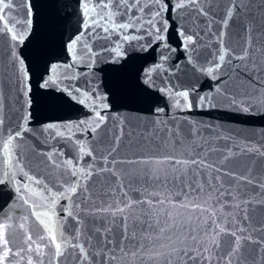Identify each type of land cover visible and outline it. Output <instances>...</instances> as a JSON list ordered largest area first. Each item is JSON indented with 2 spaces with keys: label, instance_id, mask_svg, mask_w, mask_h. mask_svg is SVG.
<instances>
[{
  "label": "snow or ice",
  "instance_id": "snow-or-ice-1",
  "mask_svg": "<svg viewBox=\"0 0 264 264\" xmlns=\"http://www.w3.org/2000/svg\"><path fill=\"white\" fill-rule=\"evenodd\" d=\"M49 7L56 10L50 23L52 31L61 30L63 59L53 58L39 3L0 0V185H11L15 200L30 213L13 218L6 202L0 208V264H246L241 251L245 241L260 245L253 252L264 251V238L253 240L236 216L225 224L217 213L224 206L220 196L236 200L232 181L264 190V182L252 176L254 160L245 166L248 175L227 168L239 155L264 157V145H235L233 151L228 145L217 148L198 140V129L183 128L171 109L214 106L211 94L200 95L191 81L178 88L168 83L158 86L153 79L176 51L175 43L186 54L193 75L220 80L227 64L238 77L264 85V0H75L74 4L49 0ZM97 40L102 43L94 47ZM213 45L212 52L199 51ZM144 52L153 59L159 53L161 63L140 69L134 77L135 91L120 79L108 78L109 73H123L134 61L145 59L139 55ZM193 53L202 60L199 65ZM81 67L87 71H74ZM81 77L84 86L72 83ZM65 81L69 83L64 85ZM126 89L134 103L145 106L128 109L138 113L136 124L113 111L118 94ZM215 91L227 98L226 90L217 86ZM156 93L170 104L161 106ZM6 99L13 114L5 129ZM76 105L87 107L91 115L41 125V134L72 142L75 152L66 159L62 150L33 152L42 157L37 168L57 173L54 177L48 173L49 182L55 180L49 187L44 178L25 171L29 158L21 146L35 136L29 125L37 108L58 112ZM231 105L244 113L257 112L264 109V99L237 104L233 97ZM73 129L82 137L91 133L92 140L73 142ZM126 136L125 148L134 151L131 157L118 159ZM117 165H142L143 175L135 180L142 187L133 188L129 181L126 189L122 174L128 169ZM257 170L264 177V161ZM18 174L22 180H17ZM223 177L230 180L227 191H221ZM130 191L140 194L133 199ZM61 200L69 203L59 204ZM251 203L247 199L227 207L248 220ZM258 203L264 205V199ZM57 206L64 216H59ZM257 230L264 232V223Z\"/></svg>",
  "mask_w": 264,
  "mask_h": 264
},
{
  "label": "water",
  "instance_id": "water-1",
  "mask_svg": "<svg viewBox=\"0 0 264 264\" xmlns=\"http://www.w3.org/2000/svg\"><path fill=\"white\" fill-rule=\"evenodd\" d=\"M34 3L40 4V12L42 17V22L45 24L46 34L48 36L49 48L53 53L54 59H63V54L59 48L60 40V29H51V20L53 18L54 9L49 7V0H34ZM61 3L74 4L75 0H61ZM21 15L23 10H20ZM215 30V29H214ZM102 43V41L97 40L93 45L96 47ZM225 44H229V40L225 38ZM176 48V51L171 53L167 61H163V69L158 72L153 73V79L155 80L158 86H163L164 83L170 85H176L178 88L187 87L188 83L191 81L195 84V87L200 95L211 94L213 104L205 105L203 108L196 107L195 104L191 111H179L177 109H171V115H175L180 118L181 126L187 128L189 126L193 127L194 130L198 129L199 136L198 140H207L211 143L212 146L217 148H224L225 145L233 147V151H236L235 145H239L241 148L245 144H250L252 146L261 147L264 145V109H261L257 112L244 113L239 110L236 105H231V99L234 97L237 101V104L246 103L250 99L258 100L264 99V85H254L248 82L244 75L237 76L236 72L231 69V65H225L221 69L220 80L212 79L211 77L202 75L200 73H195L193 75L192 65L188 63L186 59V54H184L181 48L177 47L174 43L172 45ZM215 45L209 48H201L200 52L209 53L214 51ZM150 51V50H149ZM167 54V53H166ZM105 55H107L105 53ZM139 55L145 57V59H138L130 64L123 73L114 74L109 73L108 78L111 80L120 79L126 83L128 88L135 91L134 77L140 74V69L154 66L155 64L161 63L159 58V53L155 54V59L149 56L148 52L139 53ZM193 59L196 60L199 65L202 60L197 58V54L193 53ZM211 59V57H209ZM234 63H237L234 61ZM77 72L87 71L84 68H79L74 70ZM226 74L231 75V79H227ZM221 80H227L225 84L221 83ZM69 82L65 81L64 85H67ZM75 85L84 86L83 78L77 79L72 82ZM63 86V85H62ZM219 86L222 91L226 90L227 98L225 95L218 93L215 89ZM33 88L35 90V83H33ZM7 95V93H5ZM156 96L159 99L160 105L170 104V101L164 96L156 93ZM111 100V97H110ZM126 106V107H124ZM15 107H18L15 106ZM35 107V105H34ZM145 106L139 103H134L130 96L127 94V89L124 93L118 94L117 103L114 106L113 111H120L122 115L129 117L132 124H136L137 121L134 117L138 114L131 112L128 109H139L144 108ZM81 109V110H78ZM89 109L80 105H76L74 108L65 109L58 112H52L43 106L37 108L33 113V120L29 127L33 128L35 136L33 138H26L21 146V151L24 153L25 157L29 158L25 160V171H28L31 175L44 178L46 183H49V187L52 186V183H55L53 179L49 182L48 173L51 171L52 176L54 177L57 173L54 169L46 168L41 166L36 167L37 161L42 159V157L33 156V152H51L53 150H62L64 152V158H69L75 155V152L72 149V142H68L65 139L61 138H51L47 133L41 134V125L44 123L52 122L55 120H63L65 122L71 121L75 122L78 119H84L85 113ZM13 114V108L9 107V100H5V108L2 115L5 118L4 128L8 127L9 117ZM165 118L169 114V109H165ZM145 119L149 118L144 116ZM184 121L188 123L185 124ZM111 124L112 121L109 120ZM129 125V120H125L126 130ZM76 135L73 137V142L77 139L87 138V140H92V134L86 133L84 137L81 136L79 130L73 129ZM137 132L141 131L140 128L136 129ZM67 135V133H66ZM46 141V142H45ZM128 143L127 136L124 140L121 141L120 148L118 149L117 158H123L125 156L131 157L134 150L126 149L125 145ZM261 150L264 151V147H261ZM219 155V154H217ZM59 159V158H57ZM88 158L85 157V160ZM255 161L256 167L252 168V176H255L261 182H264V177H262L257 170L261 161H264V157L254 156L253 154L239 155L233 158L227 165L228 169H234L237 174L248 175V172L245 171V166L249 165L252 161ZM83 166V162H81ZM117 169L127 168L128 172L126 175L122 174L123 182L126 186V189L129 185V181H132L133 188H141L142 185L136 184L135 180L138 176H142V165L137 166H125L117 165ZM104 176H110V173H104ZM23 178L18 174L17 180H22ZM97 177H93V180H96ZM223 189L221 191L229 190L230 180L228 177L222 178ZM143 187H148L143 185ZM0 208H4L5 202L8 207L11 208L9 215H12L13 218H18V216H29V210L26 205L22 204V201L15 200L16 192L14 188L9 185L5 188L4 185H0ZM207 190V189H206ZM148 191H153L152 187H148ZM231 191L233 196L236 197V200H232L227 196H220V201L223 208H217V213L222 217L223 222L228 224L232 220V216H236L237 220L246 227L253 237V240L264 238V232L258 231L261 223H264V211L261 209L264 208V205L258 203V201L264 199V190L256 189L253 190L252 186H245L244 182H231ZM4 192H7L8 195H4ZM259 193V194H258ZM118 195L122 193H117ZM140 193L136 191H130L129 196L133 199L136 198ZM161 194L164 192L161 190ZM216 194H213V201H215ZM11 197V198H9ZM27 198V197H26ZM35 199V197H33ZM250 199L253 203L248 204L249 209L248 215L249 219H243V213L239 212L237 209H229L227 207L228 203H236L241 200ZM15 201V204L13 202ZM69 203L67 201L61 200L59 204ZM255 208L253 212L252 209ZM5 211H8V208H5ZM57 212L59 216H64V212L59 211V206H57ZM3 215V212H0V216ZM68 223H72L69 219ZM260 245L254 244L251 241H245L244 246L241 251L245 257H247L246 264H264V251H255L254 249H259ZM252 255H249V254ZM254 257V260H253Z\"/></svg>",
  "mask_w": 264,
  "mask_h": 264
}]
</instances>
